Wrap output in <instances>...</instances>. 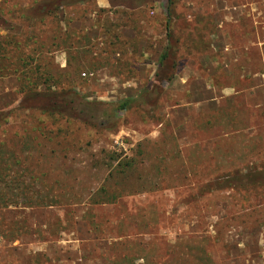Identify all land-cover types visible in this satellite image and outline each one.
I'll list each match as a JSON object with an SVG mask.
<instances>
[{"label": "rangeland", "instance_id": "obj_1", "mask_svg": "<svg viewBox=\"0 0 264 264\" xmlns=\"http://www.w3.org/2000/svg\"><path fill=\"white\" fill-rule=\"evenodd\" d=\"M57 1L0 0V264H264V0Z\"/></svg>", "mask_w": 264, "mask_h": 264}, {"label": "trees", "instance_id": "obj_2", "mask_svg": "<svg viewBox=\"0 0 264 264\" xmlns=\"http://www.w3.org/2000/svg\"><path fill=\"white\" fill-rule=\"evenodd\" d=\"M59 1L60 0H58L57 2ZM170 3L171 1L169 2V4ZM166 29L167 31L169 30L168 23H167ZM167 37L169 38L170 34H168ZM12 39L13 38L9 36H0V53L1 54L6 53L5 49L12 46V42H8V41H12ZM170 52L171 51L169 47H166L164 53L161 55L159 59L157 71L154 74V81L157 84L169 82L172 78L173 72H171V69L173 68V66H175V63L174 64L172 63L171 67L168 66ZM26 89H27L26 91L30 90L29 88H26ZM30 93H33V94H29L27 99H25L26 100L25 108H35V109L42 110L44 112H49L51 114H54L56 112L54 110H58V108L60 107H65L75 112V119L80 120L81 122L83 121L85 124H88V125L93 124L92 122L94 118L93 115L96 112H98L97 107L108 108L104 110V112H102L101 114V116H107L109 114L107 113V111L111 113H115V114H122L128 111L132 105H134L133 101H126V102L115 104L112 106H107L104 104H97V105L80 104L78 106L76 105L73 106L74 101L71 99V93L69 91H66L64 94H60V95H57L51 92L50 93L47 92L46 94L38 93L37 90L30 91ZM33 98L42 99L43 103H41V105L39 106L29 107L27 105L28 100L33 99ZM117 166H118V169H115V171H113V173H111L107 179L109 187L120 185V186L125 187V189H128V186H126L128 184L132 190L136 188L135 193H142L148 190V189L141 190V191L137 190V189H140L139 184L129 183L132 180V176H134V173L136 170V166L133 161L123 162V163L118 164ZM116 199L117 198L115 197L114 198L108 197V195H106V196H103V198L98 199V201L94 204H102V205L111 204V203H114ZM58 204H60V201H55V200H51L47 198L43 201V205L45 207H53Z\"/></svg>", "mask_w": 264, "mask_h": 264}, {"label": "crops", "instance_id": "obj_3", "mask_svg": "<svg viewBox=\"0 0 264 264\" xmlns=\"http://www.w3.org/2000/svg\"><path fill=\"white\" fill-rule=\"evenodd\" d=\"M98 9L111 8L109 0H96V5Z\"/></svg>", "mask_w": 264, "mask_h": 264}, {"label": "built area", "instance_id": "obj_4", "mask_svg": "<svg viewBox=\"0 0 264 264\" xmlns=\"http://www.w3.org/2000/svg\"><path fill=\"white\" fill-rule=\"evenodd\" d=\"M83 77L85 76V75H82Z\"/></svg>", "mask_w": 264, "mask_h": 264}]
</instances>
